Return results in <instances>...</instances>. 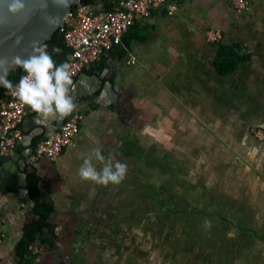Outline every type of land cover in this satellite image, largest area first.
Wrapping results in <instances>:
<instances>
[{
  "label": "crops",
  "instance_id": "1",
  "mask_svg": "<svg viewBox=\"0 0 264 264\" xmlns=\"http://www.w3.org/2000/svg\"><path fill=\"white\" fill-rule=\"evenodd\" d=\"M247 1L238 10L231 0H168L176 10L137 18L129 29L142 41L83 70L80 90L94 94L77 102L79 132L55 161L27 162L44 139L28 145L39 130L27 107L10 165L0 156V264H16L22 226L33 218L11 170L25 171L26 182L35 173L40 200L57 214L55 240L33 248L32 264H264V141L251 132L264 129V0ZM208 30L221 40L208 42ZM221 44L247 56L225 75L213 66ZM93 76L117 93L98 98ZM94 148L105 162L127 164L120 184L81 179Z\"/></svg>",
  "mask_w": 264,
  "mask_h": 264
},
{
  "label": "built area",
  "instance_id": "2",
  "mask_svg": "<svg viewBox=\"0 0 264 264\" xmlns=\"http://www.w3.org/2000/svg\"><path fill=\"white\" fill-rule=\"evenodd\" d=\"M233 7L238 10L247 8V0H231ZM167 7L169 11L176 10L175 4L168 0H118L113 11L92 12L91 7L81 6L70 13L61 28L66 47L70 50L66 63L73 72L72 78H77L83 70L96 63L101 56L114 46L121 44L122 36L132 27L137 18L147 17L152 10ZM206 40L217 43L221 40L219 30H208ZM130 61L135 60L129 54ZM25 75V74H24ZM19 81L16 83L18 84ZM14 84V85H16ZM28 105L13 96L11 91L0 98V156H8L21 139V124ZM79 112L71 113L57 127L53 134L39 140L27 158L29 164H34L42 158L55 161L69 147L79 132L82 120ZM252 135L259 141H264V129L253 128ZM3 194L0 189V243L4 238L1 224ZM34 252H37L34 249Z\"/></svg>",
  "mask_w": 264,
  "mask_h": 264
},
{
  "label": "clouds",
  "instance_id": "3",
  "mask_svg": "<svg viewBox=\"0 0 264 264\" xmlns=\"http://www.w3.org/2000/svg\"><path fill=\"white\" fill-rule=\"evenodd\" d=\"M6 3L7 12L18 15L26 10L28 0H6ZM53 3L67 7L69 0H53ZM41 4L44 9L47 8V0H41ZM45 20L51 23L47 16ZM21 39L17 37V45L21 43ZM29 47L31 51L26 58L20 55L11 58V65L22 68L25 73L16 85L6 79L9 61L0 58V85L7 87L13 96L37 113L39 121H54L70 115L76 109L73 95L76 85L69 64L65 62L57 65L53 59V54H59L60 49L53 47L50 53L47 44L39 40L32 41ZM94 159L103 163L100 170L94 165ZM127 172L128 166L124 162H105L99 148H94L79 168L81 179L103 186L120 184ZM203 226L208 229L211 222L205 219Z\"/></svg>",
  "mask_w": 264,
  "mask_h": 264
},
{
  "label": "water",
  "instance_id": "4",
  "mask_svg": "<svg viewBox=\"0 0 264 264\" xmlns=\"http://www.w3.org/2000/svg\"><path fill=\"white\" fill-rule=\"evenodd\" d=\"M83 6L81 0H69L67 7L59 6L53 3V0H47V8L44 9L41 4V0H28L27 8L23 13L18 15H11L7 12V3L6 0H0V58H4L9 61L7 75L10 72H15L19 69V67L11 65L10 61L13 56L20 55L23 57H27L30 53L31 49L29 47L30 43L34 40H39L43 43H47L51 40L52 35L57 30H60L64 26L65 18L71 13V8L76 7L79 8ZM50 18L51 23L46 22L45 17ZM54 25V26H53ZM17 37H21V43L19 45L16 44ZM87 77L85 73L79 74L74 84L76 85L75 91L73 93L75 98V103L79 101L80 98L87 95H93L94 90L92 88L87 89L86 93H82L80 90V86ZM95 79L94 89L99 91L98 98H103L107 94V92H112L114 95L117 93L116 86L113 84H102L101 78L99 76H93ZM2 89H8L0 85ZM110 88V91H109ZM103 93V95H102ZM117 100H119L117 98ZM67 117V116H66ZM66 117L58 118L54 121H39L36 123L37 129L39 132H34L29 137V144L33 137L42 135L44 138L51 136L54 132L55 127H59L65 121ZM30 152L31 148L28 149ZM15 156V155H14ZM14 156L11 158L8 156L1 157V160L10 165V162L13 160ZM35 170V167H31ZM21 170V169H20ZM17 174L19 177V181L17 183V189L20 194L24 193V198H26L33 208L35 203L30 198L29 191L25 188L26 186V176L25 171H20ZM40 194L43 193L41 189H39ZM56 213L52 212L48 218V223H53V220L56 217Z\"/></svg>",
  "mask_w": 264,
  "mask_h": 264
},
{
  "label": "trees",
  "instance_id": "5",
  "mask_svg": "<svg viewBox=\"0 0 264 264\" xmlns=\"http://www.w3.org/2000/svg\"><path fill=\"white\" fill-rule=\"evenodd\" d=\"M98 2L103 3V11H113L115 9V3L117 0L109 3L108 0H81L83 6L95 7ZM76 7L71 8V13L76 11ZM142 41L143 37L138 35V32L128 30L121 39V44L114 46L120 52V56H123L124 50L122 46H127L131 41ZM48 51L51 53L53 47L60 49L59 54H53V59L57 65L65 63L69 56L70 50L66 47L63 39V33L57 30L53 33L52 38L47 43ZM110 52V51H108ZM247 59L246 55L239 54L237 46H224L219 45V50L216 59L213 62L214 68L221 75H225L233 72L238 64ZM22 68L15 72H10L7 75V80L12 84H16L20 78L24 75ZM75 82L77 78H72ZM9 89L0 88V98L5 97V93ZM40 138H37L34 142L37 143ZM40 178L31 173L26 182V189L30 193V198L34 201L35 205L32 209L33 218L22 226V234L14 249V258L16 264H32L35 259V255L32 254V250L35 246L46 245L51 247L55 240L54 226L47 222L48 216L54 212L53 203L50 200H40L39 184ZM15 185H13L14 188Z\"/></svg>",
  "mask_w": 264,
  "mask_h": 264
}]
</instances>
